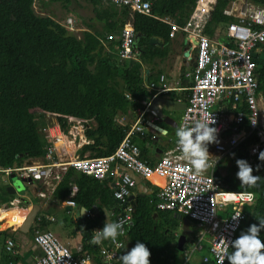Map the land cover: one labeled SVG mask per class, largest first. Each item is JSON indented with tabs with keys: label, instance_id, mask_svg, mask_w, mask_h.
<instances>
[{
	"label": "trees",
	"instance_id": "trees-1",
	"mask_svg": "<svg viewBox=\"0 0 264 264\" xmlns=\"http://www.w3.org/2000/svg\"><path fill=\"white\" fill-rule=\"evenodd\" d=\"M50 1L67 8L79 0ZM83 1L93 6L95 20L104 26L101 31H83L78 37L52 17L38 15L35 0H0V170L43 157L47 142L39 130V113L55 116L62 125L74 119L87 126L85 135L91 142L81 148V157L112 155L130 129V122L151 101L153 92L146 84L155 61L168 55L176 29L230 42L225 30L233 19L223 14L229 0H143L151 2L149 15L128 7L110 9L113 5L102 0ZM250 1L264 6V0ZM127 25L141 37L136 45L137 58L121 62L117 55L119 41L116 37L108 41L107 37ZM153 36L164 40L162 48L149 44ZM255 61L259 91L264 97V61ZM122 118L130 122L121 123ZM255 143V136L246 139L228 158L231 161L226 173L217 172L215 176L226 191L258 195L254 204L244 207L241 231L264 218V162L255 157L252 174L261 179L254 187L240 185L235 175V160L249 162L248 149ZM258 163L261 167L257 171ZM112 181V173L97 179L70 168L55 189L53 199L67 200L76 187L77 193L71 199L87 210L96 204L101 213L103 207L121 209L113 198ZM3 191L14 198L7 188ZM129 204L133 208L129 243L134 246L137 240L143 242L152 264H183L176 250L179 220L175 213L157 210L150 204V196L136 194ZM7 211L0 205V230H5L9 222L18 228L25 216L15 212L7 218ZM36 223L38 229H47L51 221L44 218ZM84 233L87 241L89 232ZM8 235L7 230L0 231L5 253ZM260 239L264 243V230Z\"/></svg>",
	"mask_w": 264,
	"mask_h": 264
},
{
	"label": "built area",
	"instance_id": "built-area-1",
	"mask_svg": "<svg viewBox=\"0 0 264 264\" xmlns=\"http://www.w3.org/2000/svg\"><path fill=\"white\" fill-rule=\"evenodd\" d=\"M102 1L145 15L151 12L149 1ZM223 14L233 19L225 30L229 43L190 32L186 33L185 41L190 51L186 60L193 62V68L185 73L191 81L190 96L180 125L190 123L192 119L212 116L215 120L212 126L218 129L217 142L207 145L212 155L209 157L211 166L204 172H193L191 165L182 158L177 143L173 149L165 151L154 166L149 165L142 159L140 147L132 140L136 133L142 138L145 135L139 121L130 127L112 155L94 159L80 155L69 157L68 150L72 145L79 144L87 126L74 119H68L62 125L49 113L38 114L39 130L47 142L43 157L0 172L8 178L15 173L20 178L30 179L32 184H40L43 188L37 194L40 199H47L53 193L70 168L97 179H104L112 173L113 198L124 207L122 212L112 216L114 221H124V235L117 236L116 243L102 241L99 246L92 244L90 238L88 243L98 252L96 261L94 254L86 252L83 246L73 253L52 231L36 228L33 243L41 254L36 257L35 264H119L117 257L133 247L128 241L133 208L128 203L136 188V181L122 167L131 169L146 181L159 178L162 184L155 183L157 188L150 195V204L157 210L181 214L193 222L195 240L190 243L192 252L189 255L184 250L185 263L190 262L193 253H199L202 254L199 264H219L222 238L230 246L245 221L244 207L254 204L258 195L224 190L216 180V173H226L227 169L223 171L224 164L221 166V162L231 157L234 150L251 136L257 138V143L248 149L251 166L258 152L264 149V97L259 91L255 63V59L264 53V6L250 0H229ZM64 27L71 33L77 31L71 18L66 19ZM136 36L129 25L117 33V55L121 62L137 58ZM114 37L108 36L107 39L110 41ZM252 52L257 54V58L252 56ZM160 81L162 86L158 95L176 90L165 82L164 76L160 77ZM148 107L149 104L141 115L148 111ZM118 192L121 193L120 199L115 196ZM64 205L74 207L75 202L67 200ZM236 215L239 217L234 220ZM43 218L47 217L38 216L37 222ZM93 235L94 232L91 237ZM13 247L14 242L7 240L6 253H12ZM231 250L229 247L228 251ZM108 256L112 259L108 260ZM227 262L225 260L224 264Z\"/></svg>",
	"mask_w": 264,
	"mask_h": 264
},
{
	"label": "crops",
	"instance_id": "crops-1",
	"mask_svg": "<svg viewBox=\"0 0 264 264\" xmlns=\"http://www.w3.org/2000/svg\"><path fill=\"white\" fill-rule=\"evenodd\" d=\"M68 16H70V15H68ZM68 18H66V19H68ZM71 19L73 20V18H71ZM78 31H79V29H78ZM178 31H183V30L177 29L176 31H174V35H173V39H172L171 43L172 44H173V42H176V43L174 46L171 45L169 53L165 58L157 59L155 61L154 65H153V72L151 73V78H150L149 82H147L146 87L149 88L150 90H152V92H153L152 99H153L154 97H156L158 95V91H159L160 87L162 86V82L160 81V77L164 76L165 82L169 86L176 88V90L171 91V92H164L161 94L170 95L173 98H175L177 102L187 104L188 100H189V96H190L189 88L191 85V81H190V79L186 78L185 73L188 70L193 68V62L186 60V58L184 57V53L186 52V50L188 48L187 45L185 44V41H186L188 34L184 33V34L180 35V37H179L177 35ZM118 32H116L114 34L115 37H116ZM163 45H164V43H163ZM115 54H116V51H115ZM146 107L144 108V110L138 111L136 120L130 122V125L132 126L135 122L139 121L140 124L144 127V132H145L144 137L142 138L139 134L136 133L132 136V140L134 141V143H136L140 147L141 150H143L142 159L147 161L148 164L151 165V164H156L165 151L171 150L175 147V145H176L175 130L181 124V120H182L184 111L179 112V113H173V116L171 119L172 121L165 122V121H162V120L160 121V120L156 119L155 116L149 111H146L145 114L141 115V112L145 111ZM122 120H125V122H122ZM121 123H129V122H127L126 118H122ZM145 136H146V138H145ZM90 142L91 141L86 138V135H84V137L79 140L78 145H72L71 146V148L74 147L73 150L71 148L68 150L69 157H72L75 155H80L81 148L84 145L89 144ZM87 155H88V153H87ZM32 160H39V159L38 158L37 159H30V160L25 161L23 164L30 163ZM123 168L124 167H122V169ZM76 173H79V172L76 171ZM136 175L139 176L138 174H136ZM140 178H141V181L146 185L148 191L152 192V193L157 188L155 183L160 184L159 182H161V180H159V178H157V177H153V180L151 182L146 181L142 177H140ZM10 184H11V180H10ZM10 184H9V186H10ZM35 184H37V186H38V189L35 193V197L38 198L40 200V202H34V203L26 202V204H24V205H21L15 209H11V210L7 211L8 212L7 218H10V216L12 214H15V212L24 213L25 216L23 218V221L20 223V225L17 226L18 228L13 227L11 229L3 230V231L7 230V233L9 234L6 241L12 240L14 242V247H13L12 253L3 252V255H1L2 262H4V264H28V261L32 260L35 264L36 257L41 254V251L33 243V237L32 238L30 237L34 234V232L32 231V227L35 226V229L37 228L36 227L37 226L36 221H37L38 216H41V215L46 216L47 218H45V219H49L50 221L57 222V220H55V215L53 213L48 212V210L53 209L54 207H57V208L59 207L61 210L72 211L74 214V220H75L74 222L76 223L78 220L80 222H83L85 224L84 231L89 232V238L87 239V241L84 239L85 233L83 231V233H81V237H82L81 243L75 242L73 245L69 246L68 248L73 253H76L77 248L79 246H83V249L86 252H92L94 254V256L96 257L95 260L97 261L98 252L94 247H92L88 243L90 238H91V234L94 232V230L101 229L103 227L104 223L114 222V218H113L112 214H118V213L122 212L123 211L122 209L124 208L123 205L120 204L122 206V208L117 209V210L114 208L103 207L104 211H103V213H101L99 210V206L96 204V205L92 206L89 210H86L82 213V211L86 208H84V207H82L76 203H75L74 207L64 205L65 201L72 200L71 198H73L76 195V193H77L76 187H73L70 198H68L65 201L57 202V200L55 201L53 199V193L55 190L47 199H40L37 194L43 188L38 183H34L31 185H35ZM110 184H111V188H113V190H114V179ZM18 193L19 192H16L15 194H18ZM133 193L134 194L132 196H134V197L136 194H138L137 185H136V188L133 191ZM138 195H140V194H138ZM15 197L18 200H20L21 203L25 202V200H22L19 198V195H18V197L17 196H15ZM34 204H38L40 206V210H39L34 222L32 223L30 231L27 234H24V233L20 232L19 227L24 222L26 216L33 209ZM49 227H50V225H49ZM49 227H48V229H49ZM35 229H34V231H35ZM192 230L195 231V227L192 228ZM60 234L64 235V232H61ZM66 235H68V234H66ZM76 237H77V235L75 234V232L70 233L68 236L69 239L70 238H76Z\"/></svg>",
	"mask_w": 264,
	"mask_h": 264
},
{
	"label": "clouds",
	"instance_id": "clouds-1",
	"mask_svg": "<svg viewBox=\"0 0 264 264\" xmlns=\"http://www.w3.org/2000/svg\"><path fill=\"white\" fill-rule=\"evenodd\" d=\"M214 124L215 120L210 116L207 119H192L190 123L182 124L175 130L177 148L182 154V158L191 165L196 174L204 172L211 166L209 157L212 155L208 152L207 145L217 142L218 129L212 126ZM257 159L264 162V149L258 152ZM235 164L238 169L235 175L240 181V185L254 187L261 179V176L252 174L254 169L245 159H236ZM255 167L258 171L261 164L258 163ZM115 196L120 199L121 193H115ZM86 210L84 209L82 213ZM237 217L239 215L234 216L233 219L235 220ZM257 221L258 224L249 225L246 230L240 232L237 238L231 240L230 246L222 238L218 257L219 264H224L225 260L228 261V264H264V251H262L264 243L260 239V233L264 230V218H259ZM123 224V220L104 223L101 229L94 230L90 242L97 246L102 241L116 243L117 236L124 235ZM119 246L117 245V247ZM229 247L232 249L231 252L228 251ZM149 256L148 248L143 242L137 240L130 250L123 251L117 259L119 264H150ZM107 259L111 260L112 256H108Z\"/></svg>",
	"mask_w": 264,
	"mask_h": 264
},
{
	"label": "rangeland",
	"instance_id": "rangeland-1",
	"mask_svg": "<svg viewBox=\"0 0 264 264\" xmlns=\"http://www.w3.org/2000/svg\"><path fill=\"white\" fill-rule=\"evenodd\" d=\"M107 6L109 7V5ZM109 8L116 9L117 7L111 6ZM93 9L94 8L90 3L83 1V0L73 1L67 8L64 7L62 3H53L50 0H35V3H34V10L38 15L52 17L55 21L62 24L63 26L66 23V18L68 17L73 18L75 28L77 29V31L72 32V33H74L76 36H79V37L81 36L82 32L86 31L87 29L91 31H101L103 29L104 23L97 22L95 20V14H94ZM184 33L185 32L183 31H178L177 35L180 37V35ZM175 43L176 42H173V44L171 43V45L174 46ZM122 122H125V120H122ZM127 122H130V121L127 120ZM230 161L231 159L230 160L226 159L225 161L221 162V166H223L224 164L223 166L224 172H225L224 169L229 168ZM18 178L21 179L20 177ZM159 183L162 184V181ZM9 184H10V179L4 173L0 172V205L6 208V210L15 209L21 205L26 204V202H29V203L30 202L32 203L40 202V200L35 197V193L38 189L37 184L30 185V184L24 183L22 190L18 191L19 192L18 194L13 195L14 198L8 196L7 194H4L3 189L7 188ZM18 195H19V198L22 200H25V202L21 203V201L15 197V196L18 197ZM50 210H48V212L53 213L55 215V220H57V222L51 221L50 227L49 229L47 228V230L52 231L61 240V242L67 247L73 245L75 242L81 243L82 241L81 233H83L85 229V224L83 222H80L79 220L75 223L74 214L72 211L61 210L59 207L58 208L54 207L53 209H50ZM178 223L179 225H178V229L176 232L178 235H181L183 224L181 221H178ZM190 226H191V229L194 228V224L192 221L190 222ZM9 227H13V226L8 225L7 228ZM34 229H35V226L32 227V231H34ZM41 230H46V229L41 228ZM0 231H3V230H0ZM61 232H64V235H61L60 234ZM73 232H75L77 237L69 239L68 238L69 234ZM30 237L32 238L33 235ZM187 239L190 242H193V240H195L193 234L188 236ZM3 248H4V240L1 239L0 241V264H4V262H2L1 260ZM184 250H186V254L189 255L192 252L191 244L187 243L184 247ZM199 258L200 259L202 258V254L193 253L190 256V259L193 261L191 260L189 261L193 262L192 264L194 263L199 264V261H198ZM181 259H182L183 264H185L186 259H185L184 253L181 254ZM28 264H34V262L31 260V261H28Z\"/></svg>",
	"mask_w": 264,
	"mask_h": 264
},
{
	"label": "water",
	"instance_id": "water-1",
	"mask_svg": "<svg viewBox=\"0 0 264 264\" xmlns=\"http://www.w3.org/2000/svg\"><path fill=\"white\" fill-rule=\"evenodd\" d=\"M141 35L136 36L135 45H137L139 38ZM164 40L162 38L153 36L149 40V44L155 46L157 48L163 47ZM186 44V42H185ZM190 55V51L186 50L184 53V57ZM252 56L257 58V54L252 52ZM259 60L264 61V53L258 56ZM149 71H147V74ZM186 103L177 102L175 98L170 95H157L154 97L149 103L148 111L151 112L156 119L162 120L165 122L172 121L173 113H179L186 109ZM154 126V125H153ZM127 173L131 175V177L136 181V185L138 188V194L141 196H150L152 192H149L146 185L141 181V178L137 176L131 169L124 167L123 168ZM9 179L11 180L10 186L7 187V192L11 195H14L16 192L21 191L23 184H32L30 179L21 178L19 179L15 173L10 174ZM134 196L129 198V201L132 200ZM40 210V206L38 204H34L33 209L31 212L26 216L24 222L19 227L20 232L27 234L30 231L32 223L34 222L38 212ZM174 217L182 221V233L179 235L176 245V250L182 254L184 253V247L187 243H191L187 238L194 232V230L190 227V221L188 218H184L181 214H174ZM12 222H9V226H11ZM14 227V226H13ZM13 227H9L7 229H11Z\"/></svg>",
	"mask_w": 264,
	"mask_h": 264
},
{
	"label": "bare ground",
	"instance_id": "bare-ground-1",
	"mask_svg": "<svg viewBox=\"0 0 264 264\" xmlns=\"http://www.w3.org/2000/svg\"><path fill=\"white\" fill-rule=\"evenodd\" d=\"M146 135H147V134H146ZM145 138H146V136H145ZM141 139H142V138H141ZM82 141H83V140H82ZM73 148H74V147H73ZM73 148H71V149L73 150ZM72 150H71V151H72ZM71 153H72V152H71Z\"/></svg>",
	"mask_w": 264,
	"mask_h": 264
}]
</instances>
